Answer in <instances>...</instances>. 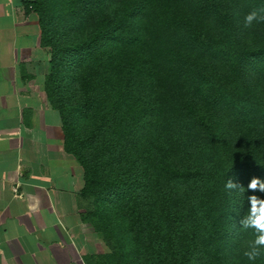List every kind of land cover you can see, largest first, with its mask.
Here are the masks:
<instances>
[{"label":"trees","instance_id":"16d2710c","mask_svg":"<svg viewBox=\"0 0 264 264\" xmlns=\"http://www.w3.org/2000/svg\"><path fill=\"white\" fill-rule=\"evenodd\" d=\"M25 7L80 196L114 213L81 215L109 249L86 263L264 264L241 255L238 223L249 196L264 198L247 190L264 182V43L244 26L264 0H64L60 24L79 33L65 46L43 0Z\"/></svg>","mask_w":264,"mask_h":264},{"label":"crops","instance_id":"0c3cea01","mask_svg":"<svg viewBox=\"0 0 264 264\" xmlns=\"http://www.w3.org/2000/svg\"><path fill=\"white\" fill-rule=\"evenodd\" d=\"M32 1L0 0V264H87L109 249L81 219L83 170L45 95L51 56Z\"/></svg>","mask_w":264,"mask_h":264},{"label":"clouds","instance_id":"9594fccd","mask_svg":"<svg viewBox=\"0 0 264 264\" xmlns=\"http://www.w3.org/2000/svg\"><path fill=\"white\" fill-rule=\"evenodd\" d=\"M260 22H264V8L255 9L244 16L246 28H251L254 23ZM225 189L229 193L243 194L245 192V187L232 179L226 181ZM247 190L264 192V182L258 178H252L247 185ZM248 205L238 223L240 231L249 233L250 236L242 242L239 251L247 260L255 261L264 256V198L251 195L248 197Z\"/></svg>","mask_w":264,"mask_h":264},{"label":"rangeland","instance_id":"374dc122","mask_svg":"<svg viewBox=\"0 0 264 264\" xmlns=\"http://www.w3.org/2000/svg\"><path fill=\"white\" fill-rule=\"evenodd\" d=\"M64 0H43V8L46 16L50 20L51 26L50 31L54 32L53 38L54 41H57V44L60 46H65L67 43L76 40L75 38L79 37L78 32H73L72 29H67L64 25L60 24L63 18V12L61 13V3ZM248 39L255 43H264V26L262 23H254L251 28L248 30ZM67 64V62H66ZM65 64V65H66ZM66 67V66H65ZM69 67V66H68ZM106 206V203L102 200L90 199L87 201V209L92 210L93 208H99L100 211L103 207ZM105 207V212L107 215L104 217L110 218L114 217V213H110L109 207ZM113 215V216H112ZM129 248V247H128Z\"/></svg>","mask_w":264,"mask_h":264}]
</instances>
